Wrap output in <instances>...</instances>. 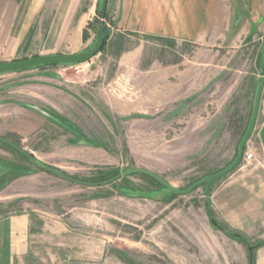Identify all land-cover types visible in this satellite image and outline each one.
Listing matches in <instances>:
<instances>
[{"label":"rangeland","instance_id":"rangeland-1","mask_svg":"<svg viewBox=\"0 0 264 264\" xmlns=\"http://www.w3.org/2000/svg\"><path fill=\"white\" fill-rule=\"evenodd\" d=\"M101 2L83 0L82 40L63 54L89 51L103 24L104 47L90 61L0 75V106L37 121L25 138L0 118L4 138L98 186L66 181L0 142L3 211L63 214L66 264H243L208 208L226 175L161 197L154 178L127 172L184 191L235 160L264 84V0H108L104 18Z\"/></svg>","mask_w":264,"mask_h":264},{"label":"crops","instance_id":"crops-1","mask_svg":"<svg viewBox=\"0 0 264 264\" xmlns=\"http://www.w3.org/2000/svg\"><path fill=\"white\" fill-rule=\"evenodd\" d=\"M83 0H0V63L34 55L74 53L82 40ZM160 7L175 0H152ZM47 5L49 15L41 17ZM62 11V13H61ZM38 70V69H33ZM3 106V107H2ZM0 112L5 128L27 138L37 131L36 117L23 116L13 105ZM3 131V128L2 130ZM0 137L4 138L3 132ZM5 139V138H4ZM253 161L239 164L207 198L212 220L219 228L242 237L236 244L243 264H264V86L253 131L246 144ZM3 200V199H0ZM4 201H1V203ZM0 205V264H66L67 229L62 215L5 213ZM60 253V257L54 253ZM58 259H57V258Z\"/></svg>","mask_w":264,"mask_h":264},{"label":"water","instance_id":"water-1","mask_svg":"<svg viewBox=\"0 0 264 264\" xmlns=\"http://www.w3.org/2000/svg\"><path fill=\"white\" fill-rule=\"evenodd\" d=\"M107 1L108 0H102L101 2L102 17H104L106 9H107ZM104 30H105L104 26L103 24H101L99 29L96 31V40L93 46L91 47V49L87 52L77 53V54H66V55H63V54L44 55V56H37L33 58H27V59L19 60V61H10V62L0 63V75L16 73V72H23V71L33 70V69L52 67V66H73V65H79L82 63H86L90 61L93 57H95L104 47V44H105ZM253 30H254V26L252 27L251 32H253ZM262 60L264 63V45H263ZM261 75L263 76L264 73L262 72ZM263 85H264L263 82L258 81L257 89H256L255 96H254L253 109H252L249 123L239 142L236 158L227 168L213 175L204 177L203 179L196 182L195 184H193L191 187H189L187 190H184V191H179V190L169 187L164 182H162L158 177L152 175L151 173L145 172V171L131 170L127 172V175L140 172V173H144V174L151 176L152 178H154L156 181H158L160 184H162L166 188V191L161 194V197L167 194H170V193L175 194V195H186L190 193L193 189L199 186H202L204 184H210L212 181L220 179L223 176L227 175L232 169L237 167L242 160L246 144L248 142V139L253 131V128L256 122ZM0 142L12 147L14 150H16L17 152H19L20 154L28 158L32 163H34L38 167L46 171H49L66 181H69L71 183L78 184V185H84V186H98V185H91L88 183H83V182L73 180L59 171L52 170V169H49L48 167H44L40 165V163L34 157L25 153L22 149H20L19 147H17L16 145L8 141L7 139L0 137ZM120 178L121 176L115 177L111 179L108 183H105L104 185L113 183ZM138 195L147 196L145 194H138ZM211 223L212 225L217 226V223L214 220H211Z\"/></svg>","mask_w":264,"mask_h":264},{"label":"built area","instance_id":"built-area-1","mask_svg":"<svg viewBox=\"0 0 264 264\" xmlns=\"http://www.w3.org/2000/svg\"><path fill=\"white\" fill-rule=\"evenodd\" d=\"M252 161H253V153L246 146L245 150H244V153H243V157H242L241 163L243 165H247V164L251 163Z\"/></svg>","mask_w":264,"mask_h":264},{"label":"trees","instance_id":"trees-1","mask_svg":"<svg viewBox=\"0 0 264 264\" xmlns=\"http://www.w3.org/2000/svg\"><path fill=\"white\" fill-rule=\"evenodd\" d=\"M105 17V16H104ZM236 168V167H235ZM234 168V169H235ZM233 170V169H232ZM231 170V171H232ZM225 234H227V235H229V236H232V237H234L235 239H237V240H242V237H240V236H238L236 233H234V232H230V231H228V230H226V229H222V228H220Z\"/></svg>","mask_w":264,"mask_h":264},{"label":"flooded vegetation","instance_id":"flooded-vegetation-1","mask_svg":"<svg viewBox=\"0 0 264 264\" xmlns=\"http://www.w3.org/2000/svg\"><path fill=\"white\" fill-rule=\"evenodd\" d=\"M102 16V15H101ZM104 18V17H103ZM104 32H105V30H104Z\"/></svg>","mask_w":264,"mask_h":264}]
</instances>
